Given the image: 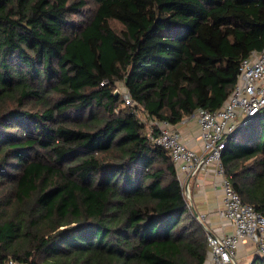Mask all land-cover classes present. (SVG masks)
Instances as JSON below:
<instances>
[{
	"label": "trees",
	"instance_id": "trees-1",
	"mask_svg": "<svg viewBox=\"0 0 264 264\" xmlns=\"http://www.w3.org/2000/svg\"><path fill=\"white\" fill-rule=\"evenodd\" d=\"M263 48L264 0H0V262L204 264L171 157L116 82L177 125L219 109ZM225 140L264 218V107Z\"/></svg>",
	"mask_w": 264,
	"mask_h": 264
},
{
	"label": "built area",
	"instance_id": "built-area-1",
	"mask_svg": "<svg viewBox=\"0 0 264 264\" xmlns=\"http://www.w3.org/2000/svg\"><path fill=\"white\" fill-rule=\"evenodd\" d=\"M102 85V84H101ZM123 105L135 108L124 87ZM264 107V48L252 51L244 58L238 69L236 83L223 105L215 110L203 108L195 110L177 125L193 122L198 129L199 151L185 143L177 125L149 118L150 130L147 137L151 142L169 154L179 176L182 190L186 181L200 174L213 172L219 178L222 200L214 214L223 228L230 231L216 234L206 226L207 214H197L196 219L205 229L207 256L204 264H239V250L246 242L254 247L256 255L264 256V218L255 209L244 203L232 187L222 164V152L226 146V136L246 123ZM184 183V184H183ZM184 194V192H183ZM193 210L191 202L187 203ZM0 264H25L12 258Z\"/></svg>",
	"mask_w": 264,
	"mask_h": 264
},
{
	"label": "crops",
	"instance_id": "crops-1",
	"mask_svg": "<svg viewBox=\"0 0 264 264\" xmlns=\"http://www.w3.org/2000/svg\"><path fill=\"white\" fill-rule=\"evenodd\" d=\"M177 128L182 132L183 139L188 147L199 151L200 142L198 140V129L193 122H185L177 125ZM188 190L192 192V200L194 214H207L206 226L210 231L216 234H223L230 231L229 227L223 228L214 214L215 209L220 205L222 200V188L219 183V178L213 172L200 174L197 177H192L186 181ZM241 256L252 258L256 256L254 247L251 243L246 242L239 250V264ZM251 259V260H252Z\"/></svg>",
	"mask_w": 264,
	"mask_h": 264
},
{
	"label": "rangeland",
	"instance_id": "rangeland-1",
	"mask_svg": "<svg viewBox=\"0 0 264 264\" xmlns=\"http://www.w3.org/2000/svg\"><path fill=\"white\" fill-rule=\"evenodd\" d=\"M116 90L118 92V94H120L121 98H122V95L123 94V89H124V84L122 82H116V86H115ZM124 106V105H122ZM135 109V112L139 118V120H141V122L144 123L145 125V128H146V131L148 132L151 128V124L148 120V118L146 117V113L140 108V107H136L134 108ZM184 184V183H183ZM183 189H184V197L186 199V202L189 203L191 200H192V192H190L189 190H186L185 186H183ZM188 189V188H187ZM191 215L195 216L194 214V211L191 210L189 211ZM196 218V216H195ZM197 220V219H196ZM198 222V221H197ZM200 226L202 227L203 231H204V234H205V229L204 227L200 224ZM255 252V250H254ZM249 259H247L245 256H241V260H240V264H250L251 262V259L250 257H248Z\"/></svg>",
	"mask_w": 264,
	"mask_h": 264
},
{
	"label": "water",
	"instance_id": "water-1",
	"mask_svg": "<svg viewBox=\"0 0 264 264\" xmlns=\"http://www.w3.org/2000/svg\"><path fill=\"white\" fill-rule=\"evenodd\" d=\"M118 94V92L117 91H115V95H117ZM248 119H250V118H248Z\"/></svg>",
	"mask_w": 264,
	"mask_h": 264
}]
</instances>
